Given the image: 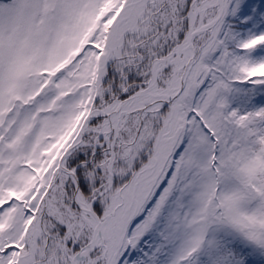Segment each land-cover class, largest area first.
I'll return each mask as SVG.
<instances>
[{"label":"snow or ice","instance_id":"obj_1","mask_svg":"<svg viewBox=\"0 0 264 264\" xmlns=\"http://www.w3.org/2000/svg\"><path fill=\"white\" fill-rule=\"evenodd\" d=\"M0 264H264V0H0Z\"/></svg>","mask_w":264,"mask_h":264}]
</instances>
